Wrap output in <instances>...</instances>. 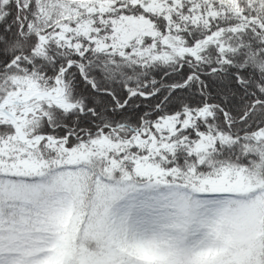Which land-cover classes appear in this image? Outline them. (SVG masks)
Instances as JSON below:
<instances>
[{
	"label": "snow or ice",
	"instance_id": "6c2138e0",
	"mask_svg": "<svg viewBox=\"0 0 264 264\" xmlns=\"http://www.w3.org/2000/svg\"><path fill=\"white\" fill-rule=\"evenodd\" d=\"M0 264H264V0H0Z\"/></svg>",
	"mask_w": 264,
	"mask_h": 264
}]
</instances>
